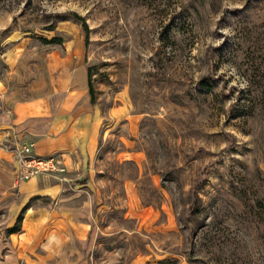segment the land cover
Masks as SVG:
<instances>
[{"label": "rangeland", "instance_id": "374dc122", "mask_svg": "<svg viewBox=\"0 0 264 264\" xmlns=\"http://www.w3.org/2000/svg\"><path fill=\"white\" fill-rule=\"evenodd\" d=\"M76 47L99 115L83 264H264V0H0L1 142L4 100Z\"/></svg>", "mask_w": 264, "mask_h": 264}, {"label": "crops", "instance_id": "0c3cea01", "mask_svg": "<svg viewBox=\"0 0 264 264\" xmlns=\"http://www.w3.org/2000/svg\"><path fill=\"white\" fill-rule=\"evenodd\" d=\"M76 48L48 63L44 77L29 85L30 97L4 100L12 103L0 141V264H83L91 216L85 175L99 115ZM22 144L31 145V155L59 156L65 172L16 181L13 155ZM19 214L17 230L8 231Z\"/></svg>", "mask_w": 264, "mask_h": 264}, {"label": "built area", "instance_id": "2783aa9c", "mask_svg": "<svg viewBox=\"0 0 264 264\" xmlns=\"http://www.w3.org/2000/svg\"><path fill=\"white\" fill-rule=\"evenodd\" d=\"M31 145L22 144L15 149L13 155L16 162V181L26 180L36 175H61L65 172L64 165L59 156L50 155L40 157L31 155Z\"/></svg>", "mask_w": 264, "mask_h": 264}, {"label": "trees", "instance_id": "16d2710c", "mask_svg": "<svg viewBox=\"0 0 264 264\" xmlns=\"http://www.w3.org/2000/svg\"><path fill=\"white\" fill-rule=\"evenodd\" d=\"M49 29H51V28H49ZM47 43H61V41L58 38H52L51 40L47 41ZM86 82H87V92H88V96H89V102H90V104H92V102H93L92 101V94H91V89H90L89 84H88L87 77H86ZM201 84L204 85V81H202ZM20 220H21V215L19 214L16 217L14 226L12 228H10L8 231H10V232L16 231Z\"/></svg>", "mask_w": 264, "mask_h": 264}]
</instances>
